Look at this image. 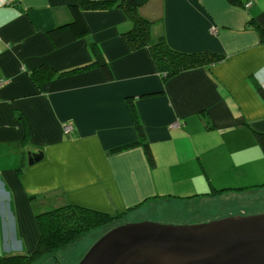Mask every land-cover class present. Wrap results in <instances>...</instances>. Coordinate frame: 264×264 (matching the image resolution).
Returning a JSON list of instances; mask_svg holds the SVG:
<instances>
[{
  "label": "crops",
  "instance_id": "obj_1",
  "mask_svg": "<svg viewBox=\"0 0 264 264\" xmlns=\"http://www.w3.org/2000/svg\"><path fill=\"white\" fill-rule=\"evenodd\" d=\"M90 1L111 4L87 9L89 35L57 49L48 33L77 0H0V255L33 253L37 216L60 204L192 224L210 221L204 205L264 190V0H148L137 13L152 23L151 45L140 49L122 0ZM162 38L214 61L165 81L151 51ZM96 51L113 80L100 66L77 71Z\"/></svg>",
  "mask_w": 264,
  "mask_h": 264
},
{
  "label": "trees",
  "instance_id": "obj_2",
  "mask_svg": "<svg viewBox=\"0 0 264 264\" xmlns=\"http://www.w3.org/2000/svg\"><path fill=\"white\" fill-rule=\"evenodd\" d=\"M148 0H122L129 18L133 24L131 31L127 36V41L133 49H140L151 45V25L147 19L141 17L137 10L147 3ZM233 6H241L242 0H227ZM111 4L110 1H90L77 0L75 4L69 7L71 21L59 25L51 30L48 35L57 49H63L77 43L90 33L89 26L85 20L84 12L87 9H102ZM258 29H260L258 27ZM260 32L264 34L263 30ZM152 55L157 63L158 69L163 75L165 81L173 78L185 71L192 70L201 66L209 65L213 57L206 54L186 55L171 50L165 43L164 38L151 46ZM96 60L84 66L77 71H85L88 68L100 66L109 81L114 79L113 72L108 63L102 62L103 56L99 51L95 52ZM55 71L41 72L35 74L39 81L49 80L54 77ZM257 90L264 100V87L256 82ZM134 114L135 126L139 136H145L143 124L139 119L133 102H129ZM255 136L264 150V133L256 132ZM145 154L149 163L154 166L155 159L148 142L143 144ZM215 194V193H211ZM120 216H112L108 213L90 209L76 204H63L37 216V224L40 231V240L36 250L29 255H0V264H34L38 260L63 250L71 244L79 241L88 232L106 226Z\"/></svg>",
  "mask_w": 264,
  "mask_h": 264
},
{
  "label": "water",
  "instance_id": "obj_3",
  "mask_svg": "<svg viewBox=\"0 0 264 264\" xmlns=\"http://www.w3.org/2000/svg\"><path fill=\"white\" fill-rule=\"evenodd\" d=\"M43 158V152L31 153L28 164ZM139 250L186 256L183 264H264V214L195 226L122 225L103 236L79 264H129L128 256Z\"/></svg>",
  "mask_w": 264,
  "mask_h": 264
},
{
  "label": "rangeland",
  "instance_id": "obj_4",
  "mask_svg": "<svg viewBox=\"0 0 264 264\" xmlns=\"http://www.w3.org/2000/svg\"><path fill=\"white\" fill-rule=\"evenodd\" d=\"M68 127H73L71 125H66L64 127V131L67 134L73 133V131H69ZM234 196H227L225 200H219L217 203H212L209 207L208 211L206 212L205 205L203 206V218L208 213L210 221H191L194 222L192 224H181V223H175L172 221H139L138 219L135 221L124 219L122 217L115 219L113 222L106 226H102L100 228H97L95 230H92L88 232L83 238H81L79 241L71 244L67 248L58 251L55 254L49 255L45 258H42L35 262L34 264H79L82 259L86 256V254L90 251V249L107 233L114 230L115 228H118L122 225L127 224H134V223H144V222H151V223H158V224H165V225H173V226H187V225H202L206 223H212L213 220L216 221L218 219H223L228 216L229 212H240L241 210L246 211V217L253 216L260 214V212L264 211V190L260 191L258 193H252V192H244L239 195L238 198H235ZM216 202V201H215ZM236 202V203H234ZM59 206H63V204H60ZM195 209H193L194 211ZM206 212V213H205ZM220 213L219 217L217 213ZM156 213V212H155ZM202 213L193 216V218H198L201 216ZM216 217V218H214ZM212 218V219H211ZM134 220V219H133ZM178 222V221H176ZM193 225V226H195Z\"/></svg>",
  "mask_w": 264,
  "mask_h": 264
},
{
  "label": "flooded vegetation",
  "instance_id": "obj_5",
  "mask_svg": "<svg viewBox=\"0 0 264 264\" xmlns=\"http://www.w3.org/2000/svg\"><path fill=\"white\" fill-rule=\"evenodd\" d=\"M260 214H264V212ZM242 217H246V211L241 210L240 212H229L226 218L218 219L216 221L213 220V222ZM127 260L129 264H183L186 262L187 258L186 256H180L166 252L139 250L131 253Z\"/></svg>",
  "mask_w": 264,
  "mask_h": 264
},
{
  "label": "built area",
  "instance_id": "obj_6",
  "mask_svg": "<svg viewBox=\"0 0 264 264\" xmlns=\"http://www.w3.org/2000/svg\"><path fill=\"white\" fill-rule=\"evenodd\" d=\"M212 32L215 33L216 31L213 30ZM68 129H69L70 132L73 131V129H71V127H68ZM71 133H72V132H71Z\"/></svg>",
  "mask_w": 264,
  "mask_h": 264
}]
</instances>
